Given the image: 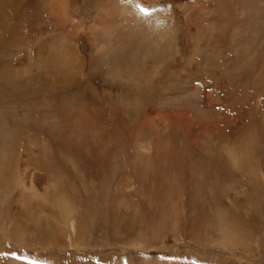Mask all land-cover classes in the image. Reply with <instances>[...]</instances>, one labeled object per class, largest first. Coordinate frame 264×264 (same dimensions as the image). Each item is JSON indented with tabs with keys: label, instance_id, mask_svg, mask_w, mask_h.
<instances>
[{
	"label": "rangeland",
	"instance_id": "374dc122",
	"mask_svg": "<svg viewBox=\"0 0 264 264\" xmlns=\"http://www.w3.org/2000/svg\"><path fill=\"white\" fill-rule=\"evenodd\" d=\"M236 1L0 0V264H264V5ZM93 40L117 49L116 92L158 82L148 99L192 91L205 112L143 98L144 135L91 78L108 57L84 65ZM87 107L99 129L76 119Z\"/></svg>",
	"mask_w": 264,
	"mask_h": 264
},
{
	"label": "bare ground",
	"instance_id": "6f19581e",
	"mask_svg": "<svg viewBox=\"0 0 264 264\" xmlns=\"http://www.w3.org/2000/svg\"><path fill=\"white\" fill-rule=\"evenodd\" d=\"M48 1V0H47ZM49 1H51V0H49ZM69 1V0H68ZM71 1V0H70ZM58 2V1H57ZM56 2V3H57ZM35 3V2H34ZM70 3V2H69ZM68 3V4H69ZM74 3V2H73ZM141 3V2H140ZM139 3V4H140ZM50 4V3H49ZM48 4V5H49ZM60 5H62V4H60ZM40 6V5H39ZM58 6V5H57ZM1 9V8H0ZM123 12L124 13H127V12H129L131 9L132 10H134L132 7H131V5L129 6H127V5H125V6H123ZM48 10V9H47ZM53 10H56V9H53ZM61 10V9H60ZM57 11V10H56ZM55 11V12H56ZM65 11H67V10H65ZM70 11V10H69ZM114 13V12H113ZM50 15H52L51 13H49ZM111 15V14H110ZM131 15V14H130ZM215 18H217L218 20H223V22H226L227 21V19L225 18V17H215ZM100 21V20H99ZM115 21H117V23H115ZM217 22V21H216ZM102 23V22H101ZM112 23H115V24H119V26H122L123 25V27H124V24L125 25H127L128 23L127 22H125V20H121L120 19V13L118 14V15H116L115 16V19H114V21H112ZM130 23V22H129ZM129 26H131V24L129 25ZM217 26L219 27V29H220V32L222 31V30H224V29H222V28H225L227 25H223V24H217ZM76 27V26H75ZM117 29V28H116ZM121 29V28H120ZM124 29V28H123ZM106 30H108L107 28H106ZM131 30V29H130ZM108 32V31H107ZM223 33V32H222ZM78 34V33H77ZM221 34V33H220ZM116 35V34H115ZM112 36V35H111ZM69 37V36H68ZM76 37V36H75ZM74 37V38H75ZM74 38L73 39H71L72 40V42H73V40H74ZM118 38V37H117ZM221 38V37H220ZM109 39H111L110 37H109ZM119 39V38H118ZM123 39V38H122ZM67 40V39H66ZM75 40H76V38H75ZM108 40V39H107ZM120 40V39H119ZM147 40H149L150 42H152V47H155V48H157L158 47V45H159V43H158V41L157 40H150V39H147ZM160 40V39H159ZM93 42L94 43H92V42H89V43H91V44H89V45H86L85 47H86V56H85V58L83 59V61H84V65L85 66H89V67H92V66H94L95 64H98V62L103 58V57H108V59H107V61H104L105 62V64H103V65H100L103 69H102V71H101V67L99 68V72H98V74H93V75H91V78L92 79H95V77H97V76H99V79L101 80V82L102 83H106L107 84V86H103V85H100V87H101V91L103 92V94L105 95V97H106V99L109 101V102H111V101H114V102H116V105H117V107L118 108H120L121 109V111H119V113H117L118 115H123V114H121L122 113V111L123 110H127V109H129L130 111H133V113L135 114V125L136 124H139L140 122H141V120L142 121H145L144 122V124L145 125H143L144 126V128L143 127H141V128H143L144 129V131H142L143 132V134L144 135H147V133H148V131L150 130V129H152L151 131L153 132L154 131V129L152 128V126L154 125V123H152V120H151V122L148 120V114H149V112H147V109L146 108H142V106H140L139 104H138V102L139 101H141V99H143L144 98V102H149V104H147V105H149V107L151 106V105H153L154 107H156L157 109H160V110H164L165 108H167V107H179V108H190V109H193L195 112H199V113H201V112H205V110L206 109H204V107H202L201 106V104L200 103H197V102H192L191 101V96H193L196 92H188L187 90H185L184 91V93L183 94H180V95H178L177 97H175L174 98V100L173 99H168V98H166L167 99V101H166V105H162V103L160 102V101H162V96L160 97V96H157V94H156V96H155V98H153V99H148L147 97V95H148V93L147 92H149V93H153L154 91H155V89L156 88H158L157 87V83L158 82H148V85H146V84H144V83H140V82H138V83H136V85H135V87L136 88H139L138 89V91L137 90H134L132 87H128L124 92L122 91H120L119 93L118 92H116V90H115V86H117V84H118V82H119V84L121 83V82H126V80L127 79H124V78H122V77H120L119 76V74L115 71H111L110 70V65H112L113 63H112V57H113V55L116 53V52H114L115 50H117L116 49V47H115V49H114V47H112V49H111V43H112V41H110V42H108L107 44H106V48L104 47V48H102V47H100L99 48V46L101 45V43H100V40H98V41H94L93 40ZM103 42H106V41H103ZM77 43V42H76ZM124 43V42H123ZM104 45V44H103ZM117 45V44H116ZM165 45V44H164ZM168 46V45H167ZM42 47L40 46L39 47V49H41ZM119 48V47H118ZM161 48V47H160ZM114 50V51H113ZM125 50V49H124ZM156 51V50H155ZM154 51V52H155ZM53 55V54H52ZM63 55V54H62ZM162 57H164V56H162ZM166 57H167V55H166ZM61 58V57H60ZM55 59V58H54ZM53 59V60H54ZM103 60V59H102ZM213 60V59H212ZM30 61V60H29ZM115 61V60H114ZM75 63V62H74ZM209 63V62H208ZM219 62L217 61V60H214L213 62H212V66H211V68H213L214 69V71H218V68H220L219 67V64H218ZM29 64V63H28ZM115 64V63H114ZM30 65V64H29ZM50 65H51V67L54 69V70H56V71H58L57 73L59 74V75H61L62 77L63 76H65V74H69V73H75V74H81V73H79V72H82L81 70H79V66H77V64H73L74 66H75V70L76 71H72V70H70V68L69 67H67V66H63L61 63L59 64V63H51L50 62ZM99 65V64H98ZM208 65V64H207ZM104 66V67H103ZM121 66V65H120ZM139 66V65H138ZM38 64L36 63V62H34V63H32V66H31V71H34V72H36V74L35 75H37V76H41L42 75V72L38 69ZM140 68V67H139ZM153 68H155L154 69V72L155 73H160V71L161 72H165L166 71V69L168 70L169 68H170V64H167V60H165L162 64H160L159 66H158V64L157 65H155ZM114 70H115V68H113ZM141 69V68H140ZM63 70H67V71H63ZM94 70V69H93ZM98 69H96V71H97ZM121 71H122V69H120ZM120 70L118 71V72H120ZM165 70V71H164ZM212 70V69H211ZM55 71V72H56ZM222 71V70H221ZM128 73V72H127ZM218 73V72H217ZM227 74V73H226ZM70 75V74H69ZM121 75H122V72H121ZM71 76V75H70ZM123 77H124V75H123ZM97 79V78H96ZM96 82V81H95ZM167 84V83H166ZM180 84H182V83H180ZM172 85L170 84V83H168V85L166 86V88H170ZM184 88V87H183ZM172 89V88H171ZM195 91H197V90H195ZM198 94V93H197ZM150 97V96H149ZM87 99H89L93 104H95V105H99L100 103L98 102V100H96V96L94 97L92 94H88V96H87ZM72 101V100H71ZM89 101V102H90ZM184 101V102H183ZM76 103V102H75ZM86 104H89L90 105V103H86ZM91 106V105H90ZM76 108L75 109H79L78 107H79V105H78V103H76V106H75ZM66 108V107H65ZM88 108V110L89 111H91V113H88L87 114V112H88V110L86 111V114L83 112V113H78L79 115L77 116H75L76 117V119L77 118H79L78 120H80L81 122H86L87 124H89V125H94V127L96 126L97 127V125H99V124H101V122H100V119H102L101 121H103V117H101L104 113H102V111H100V110H98V109H91L90 107H87ZM90 108V109H89ZM60 109V108H59ZM67 109V108H66ZM123 109V110H122ZM174 110H175V108H174ZM49 111V110H48ZM129 111V112H130ZM155 111V110H154ZM68 112V114L70 115V113H71V109H69V111H67ZM114 112V111H113ZM98 113L101 115L100 117H99V115H98ZM162 113H164V112H162ZM171 113V112H170ZM169 113V114H170ZM172 113H174V112H172ZM171 113V114H172ZM33 114V113H32ZM116 114V113H115ZM125 114V113H124ZM157 114V113H156ZM160 114H161V112H160ZM181 114V113H180ZM51 115V114H50ZM108 115V114H107ZM159 115V114H158ZM162 115V114H161ZM168 115V114H167ZM176 115V114H175ZM68 116V115H67ZM151 116H152V114H151ZM177 116V115H176ZM44 117V116H43ZM52 117V116H51ZM105 117V116H104ZM119 117V116H118ZM118 117H117V119H115L114 118V121H116V120H118ZM161 117V116H160ZM160 117H157V120L158 119H160ZM163 117V116H162ZM124 118V117H123ZM122 118V119H123ZM50 119V118H49ZM108 119H110L111 120V118H108ZM128 119V118H127ZM152 119V118H151ZM154 119H156V118H154ZM36 120V119H35ZM161 120V119H160ZM163 120V119H162ZM54 121V120H53ZM121 122V121H120ZM192 122V121H191ZM24 123H26V122H24ZM130 123H132V122H130ZM163 123V122H162ZM168 123H170V122H168ZM159 124V123H158ZM11 125H13V127L15 128V130H16V133H19L17 130L19 129L21 132H22V128H24V125H22V124H20L19 122L18 123H13V122H11ZM88 125V126H89ZM134 125V126H135ZM152 125V126H151ZM160 125V124H159ZM158 126V125H157ZM168 126V125H167ZM183 126V125H182ZM102 127H104V130L108 127V125H106V124H104V125H102ZM78 128V127H77ZM93 128V127H92ZM137 128H139V127H137ZM97 129H99L98 127H97ZM123 129V128H122ZM136 129V128H135ZM164 129V128H163ZM101 130V129H100ZM139 130V129H138ZM141 130V129H140ZM162 130V129H161ZM167 130V129H166ZM186 130H187V128H186ZM126 131V130H125ZM128 131V130H127ZM131 131H133V128L131 129ZM163 132H164V130H163ZM162 132V133H163ZM77 133V132H76ZM132 133V132H131ZM136 133V132H135ZM154 133V132H153ZM159 133V132H158ZM169 133V132H168ZM175 133V132H174ZM107 134V133H106ZM111 134V133H110ZM138 134V133H137ZM143 134H140V135H143ZM176 134V133H175ZM13 137V139H17V137H19V135L18 134H16V135H12ZM107 136H108V134H107ZM110 136V135H109ZM116 136V134H114V137ZM180 136V135H179ZM124 137V136H123ZM122 137V138H123ZM125 137H126V135H125ZM128 137H129V134H128ZM132 137V136H131ZM134 137H135V135H134ZM155 137V136H154ZM182 137H184V136H181V138ZM95 138V137H94ZM90 139V138H89ZM111 139V138H110ZM114 139V138H113ZM125 139H127V138H125ZM134 139H136V141H137V146H138V150L139 149H141V151L140 152H134V153H152L151 152V150H152V148L153 147H151V145L150 144H146V141L147 140H145V138H141V137H139L138 139L137 138H134ZM192 139V138H191ZM130 140V139H129ZM158 140V139H157ZM183 140V139H182ZM184 140H186L185 138H184ZM183 140V141H184ZM133 141V140H132ZM188 141V140H187ZM134 142V141H133ZM148 142H150L149 140H148ZM96 143H97V141H96ZM185 143H186V141H185ZM188 143V142H187ZM91 144V143H90ZM132 145V144H131ZM164 146H166V145H164ZM131 147H133V146H131ZM158 148H159V145L157 146ZM135 148L137 149V147L135 146ZM163 149V148H162ZM12 150L14 151V149L12 148ZM135 150V149H134ZM155 150H157V148L155 149ZM12 151V152H13ZM26 151V150H25ZM167 151V150H166ZM11 152V153H12ZM182 152V151H181ZM15 153V152H14ZM154 153V152H153ZM223 222V221H222ZM225 228H226V226H224ZM228 227V226H227ZM222 228V227H221ZM223 234H224V232H223ZM227 234V233H226Z\"/></svg>",
	"mask_w": 264,
	"mask_h": 264
},
{
	"label": "crops",
	"instance_id": "0c3cea01",
	"mask_svg": "<svg viewBox=\"0 0 264 264\" xmlns=\"http://www.w3.org/2000/svg\"><path fill=\"white\" fill-rule=\"evenodd\" d=\"M233 1V0H232ZM244 1H247V2H244ZM232 4H233V2H232ZM236 5H253L254 6V8L255 7H259V5L260 6H263L264 5V3H263V1L262 0H238V1H236V3H235ZM255 4H257V6L255 5ZM253 9V8H252ZM252 11H254V13H257L256 11H258V10H252ZM260 12V11H259ZM262 12H264V9H263V11Z\"/></svg>",
	"mask_w": 264,
	"mask_h": 264
},
{
	"label": "snow or ice",
	"instance_id": "6c2138e0",
	"mask_svg": "<svg viewBox=\"0 0 264 264\" xmlns=\"http://www.w3.org/2000/svg\"><path fill=\"white\" fill-rule=\"evenodd\" d=\"M129 2H131V0H129ZM137 7L143 16H151V10L149 8L144 7L142 4H138Z\"/></svg>",
	"mask_w": 264,
	"mask_h": 264
}]
</instances>
